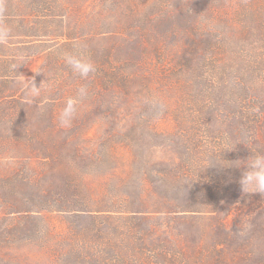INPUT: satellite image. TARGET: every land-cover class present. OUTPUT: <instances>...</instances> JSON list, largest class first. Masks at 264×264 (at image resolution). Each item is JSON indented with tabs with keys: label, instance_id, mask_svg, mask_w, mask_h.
<instances>
[{
	"label": "rangeland",
	"instance_id": "374dc122",
	"mask_svg": "<svg viewBox=\"0 0 264 264\" xmlns=\"http://www.w3.org/2000/svg\"><path fill=\"white\" fill-rule=\"evenodd\" d=\"M0 3L6 7L3 19L12 30L11 39L0 44V264L92 262L88 246L93 243L85 241L91 235L83 237L80 229L73 231L75 225L90 223L89 218L78 219L74 214L49 208L46 198L33 184L60 181L64 172L73 173L65 179H73L90 190L88 201L92 210L104 204L118 207L114 202L128 192H144L143 188L151 187L125 165L122 153L126 150L118 135L136 128L150 144L158 139L157 130L173 127L174 112L188 99L168 86L165 75L172 68V57L185 43L177 40L172 44L164 32V22L154 20L155 28L145 32L141 24L132 26L130 17L133 13L141 18L146 13L156 14L161 8L165 11L175 8L183 13L191 10V3L188 0H0ZM162 45L166 46L164 55L158 52V46ZM65 53H82L95 65V73L81 79L65 63ZM119 71L136 74L140 86L127 93L112 84L103 85L112 82L110 76ZM32 80L37 87L43 83L38 95L27 94ZM81 87L87 89V96L78 103L72 126L64 128L65 132L58 137L64 144L68 141L62 150V166L50 167L41 147L29 139L35 127L31 119L54 118L58 122L65 102L77 97ZM42 136L47 138L48 134L44 132ZM74 148L87 156L99 152L104 159L94 169L91 165L88 168L70 158ZM193 152L198 150L194 148ZM145 156L149 162L170 161L176 153L170 148L151 146ZM157 178L156 174L154 184ZM141 197L152 204L147 210L154 211L153 202L158 198L151 193H143ZM259 213L256 193H252L246 203L230 212L225 226L236 233L246 231ZM101 216L106 215L102 212ZM158 220L162 224L160 233L181 245L168 217L160 215L152 219Z\"/></svg>",
	"mask_w": 264,
	"mask_h": 264
},
{
	"label": "trees",
	"instance_id": "16d2710c",
	"mask_svg": "<svg viewBox=\"0 0 264 264\" xmlns=\"http://www.w3.org/2000/svg\"><path fill=\"white\" fill-rule=\"evenodd\" d=\"M188 1L191 10L183 13L161 8L156 14L130 17L132 26L141 24L145 32L155 28L154 20L164 22L172 44L185 43L165 75L168 86L188 99L174 112L173 127L157 130L158 139L150 144L136 128L118 135L126 150L125 165L148 181L151 190H133L114 202L118 207L104 204L92 210L90 190L65 179L73 173L64 172L60 181L33 184L49 208L89 218L90 223L75 225L73 231L91 235L85 241L93 243L88 246L92 262L77 264H264V196L256 193L261 213L246 231L227 229L226 217L250 194L239 183L243 167L215 163L221 155L230 162L246 160L251 152L243 143L225 151L245 134L255 138L249 144L253 151H264V0ZM165 48L158 46L160 55ZM110 77L112 82L103 85L127 93L141 84L136 74L125 71ZM31 124L35 127L29 139L41 147L48 166L59 169L68 141L64 144L58 137L66 129L54 118L31 119ZM151 146L170 148L176 157L149 162L145 154ZM70 158L92 169L104 159L99 152L87 156L76 148ZM143 193L158 198L154 211L147 210L152 204L142 199ZM160 215L168 217L181 245L160 233L162 224L152 221Z\"/></svg>",
	"mask_w": 264,
	"mask_h": 264
},
{
	"label": "clouds",
	"instance_id": "9594fccd",
	"mask_svg": "<svg viewBox=\"0 0 264 264\" xmlns=\"http://www.w3.org/2000/svg\"><path fill=\"white\" fill-rule=\"evenodd\" d=\"M5 9L0 3V44H6L12 37V30L8 23L3 19ZM65 63L71 68L72 72L81 79H88L96 71L92 61L82 53H65L63 56ZM13 68L16 65L12 66ZM43 83L37 87L32 80L31 86L27 94L38 95ZM87 96V89L81 87L78 89L77 97L69 98L59 113L58 123L61 128H70L77 114V106L80 100ZM245 144L251 152V155L243 161L230 162L222 159V155L215 163L222 167H243V171L239 180L242 191L245 194L259 193L264 196V151H253L249 144L255 143V138L251 134H245L230 148L225 151L232 150L236 144ZM224 151V152H225ZM230 162V163H226Z\"/></svg>",
	"mask_w": 264,
	"mask_h": 264
}]
</instances>
